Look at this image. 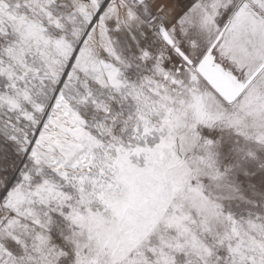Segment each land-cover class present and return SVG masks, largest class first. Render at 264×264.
Here are the masks:
<instances>
[{
    "label": "snow or ice",
    "instance_id": "1",
    "mask_svg": "<svg viewBox=\"0 0 264 264\" xmlns=\"http://www.w3.org/2000/svg\"><path fill=\"white\" fill-rule=\"evenodd\" d=\"M0 264H264V0H0Z\"/></svg>",
    "mask_w": 264,
    "mask_h": 264
}]
</instances>
